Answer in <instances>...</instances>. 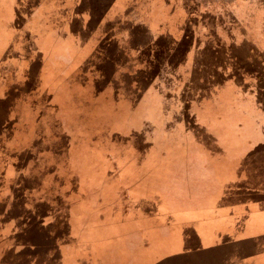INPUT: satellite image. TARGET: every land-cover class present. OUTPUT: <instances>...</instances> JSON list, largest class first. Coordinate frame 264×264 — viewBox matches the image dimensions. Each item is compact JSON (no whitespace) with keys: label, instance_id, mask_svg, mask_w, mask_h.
Wrapping results in <instances>:
<instances>
[{"label":"rangeland","instance_id":"obj_1","mask_svg":"<svg viewBox=\"0 0 264 264\" xmlns=\"http://www.w3.org/2000/svg\"><path fill=\"white\" fill-rule=\"evenodd\" d=\"M136 1L138 2V0ZM155 1L157 10H164L166 6H168V10L169 6L179 10L182 5L181 15L185 16V20L176 21L173 17L172 20L175 24L168 21L163 27L166 34L171 36L152 35L146 24L137 19L139 8L136 7L134 0H0L2 16L0 19V32H2L0 47L5 45L7 49L17 52L12 59L15 75L12 77L13 82L23 84V90H27L29 85L33 87L37 84H42L46 89L45 94L31 92L29 96L25 97L26 100H34L28 105L18 107L21 113L19 117L25 118L26 125L23 128L29 130L28 137L34 134V140L30 141L32 149H36L37 152L44 145L50 146L51 144L56 149L53 153L57 155V158L53 156V161L57 163L58 170L61 169L55 173L47 171V174L41 170L37 171L24 183L38 197L36 203L31 205L32 199L26 204L28 210L33 212L23 211L21 217L28 222L30 219L38 220L35 218L36 213L34 212L43 214L47 211L49 213L51 208L57 207V203L53 201L56 196H59L63 201L61 204L63 203L62 207L64 208L58 212L62 220L74 213H85V210L88 209L75 202V190L71 189L70 184L66 185L67 188L64 187L61 177L70 175L68 151L65 152L64 149L68 140L72 139L79 146L76 147V152L70 161L74 165L75 171L81 174L85 180L88 176L89 180L86 181L91 183L85 187L89 194V206L99 212L100 217L105 216L104 220L116 219V214L119 212H122L119 218L126 217L128 219V215L132 212L125 211L130 206L124 200L133 197L135 205L140 207L138 208L139 215H146L145 223H142L145 230H141L142 226L138 231L135 229L134 236L136 238H132L130 244L127 242L120 244V247L122 246L124 250L128 251L126 256L110 258L107 264H142L146 258L152 260L155 255L161 257L162 262L166 264H176L174 257H178L179 253L196 243L198 245L194 247L202 245L200 240L204 234L211 237L215 229L221 233L234 231V229L241 230L245 226L246 221H242L241 217L234 221L232 216L214 218L220 205L218 202L230 207L228 209L231 211H234L233 208L242 207L241 209H245L251 206L246 202L249 200L248 196L242 197L245 198V200L242 199L243 202L234 204L231 191L233 178L237 177V180H243L242 182L245 185H250V190L254 188L252 190L257 194L259 189L253 185L264 184V115L258 117L259 110L252 108L238 113L240 115L238 118L236 114L230 116L231 112L220 115L218 111H215V116L220 117L217 127L223 133L218 134L213 130H210L212 132L210 133L189 115L190 113L195 116L189 110L187 111V109H193V106L187 108L185 105L186 101L190 102L187 100L190 97L197 96V99H200L217 91L219 96L224 97V103L218 108L224 111L225 106L223 105L226 103H230L234 107L233 98L235 95H229L226 83L230 81L236 85L231 75L238 73L244 75V77L236 76V80L242 82L241 86H238L239 90H245L253 83V87L261 92L258 101L264 107V83L255 81L258 77H255L253 73L257 69L260 72V69L256 68L257 65L264 66V51L244 50L235 45L232 51L230 47L232 60L230 53L227 56L228 53L224 52L227 47H220L218 52H200L196 54L195 63L197 66L186 71L180 65L185 61L193 46H191L192 31H194L192 22L199 18L200 14L195 11V4L191 3V6L186 2L187 0ZM121 2L124 5L127 2L130 3L124 9V15L120 16V20L117 14L122 11ZM207 9L208 11L215 10L216 6L210 5ZM208 11L206 12L209 13ZM123 18L127 19L123 20ZM179 22L182 25L176 26ZM108 25L113 27L102 37V42L104 39L107 42L103 44L106 49L101 50L104 51L102 58L97 57L94 64L88 63V56L79 57L81 55L79 48L83 46L78 43L72 46L75 48L74 52L77 57L69 58L68 51L72 42L70 37H73V31L79 39L80 33L87 28L93 31V27H96L104 33L107 31ZM152 29L159 32L158 29ZM180 33L184 35L179 38L172 36ZM116 44L118 47L129 49L131 56H121L119 53L106 56V53H112L108 47L114 48ZM44 48L48 50L52 48L58 54V58L69 60L68 65L62 67L63 70L61 68L62 76L53 77L55 81L42 77L40 51ZM89 48L94 52V47L89 44L85 45L82 51L85 52ZM125 55L128 53L126 52ZM245 57L249 63L244 64L245 70L240 71L238 66L241 65V61L238 60ZM214 62H216V74L213 76L214 69L203 68V65ZM59 63L54 62L55 65ZM45 70L48 71L46 67ZM230 71L234 73L230 74ZM209 74L213 78H209ZM24 76L28 78H24ZM56 84L58 85L57 92L61 93L63 99L64 96H74V100H86L94 94L100 95L99 105L101 106L94 109L102 108L104 105L108 107L110 102H124L128 108L132 107V103L143 99L142 97L150 96L148 99L150 102L143 104L137 112V116L134 117L136 121L125 125V132L121 134L123 144L116 151L119 156H136V160H131L129 163L122 162L121 164L125 163L122 171H118L113 164L110 169L105 160H102V157L108 159L105 156V150L102 151L100 146L96 147L82 138V135L87 133L91 135L96 131L100 132L99 139H103L106 125L105 120L99 122V119L102 118L101 110L99 109L96 113L97 126L95 124L87 126L92 117H83L81 112L75 109L69 110L73 111L72 115H68L70 121L63 120L65 102L53 97ZM44 97L45 99L41 100ZM228 97L232 98L228 100ZM240 99L244 103L247 102L248 107L249 99ZM59 101L61 105L58 104ZM144 106L149 109L147 115L142 111ZM42 107L44 114L34 123L35 118L30 111H37ZM211 108L214 107L211 106ZM231 108L229 110L233 109ZM255 111L256 115H254ZM86 126L88 132L84 130ZM142 126L143 128H141ZM73 127L75 130L72 132ZM132 129L139 131L131 135ZM157 141H161V143ZM185 141H190L196 146V153L189 157L190 162H185ZM153 142H157V150L152 149L155 160L150 164V169L153 171L151 173L156 172L154 178L149 175L145 176L144 174L149 170L144 171L139 164V156H143L144 152L148 150L147 146L153 145ZM124 143L135 144V154L131 152L134 151L133 147L124 145ZM150 151L151 149L148 150L149 153ZM35 155V157L45 156L43 153ZM234 167L237 171H234ZM110 174H116L113 176L116 184L111 187L109 185L112 180ZM148 178L151 181V186L148 185ZM64 188L67 190V194H65ZM186 196L192 202L187 203ZM45 197L51 200H46ZM139 197L144 201L140 202ZM40 198L46 204H41L43 202ZM188 206H202V208L187 212L185 208ZM54 212L50 214L53 215ZM251 212L252 214H247L248 223L253 220V224L256 225L264 221L263 214L258 215L255 211ZM93 215L94 213L91 217ZM10 219L12 221V217ZM128 220L134 222V215L132 214ZM130 224L132 225V223ZM65 230L62 228L63 234H65ZM19 238L22 237L19 236ZM24 238L29 239L25 233ZM5 239V246L0 241V250L6 252L5 256L0 254V264H6V261L11 259L8 257L10 251L7 249L9 240ZM142 239L144 241L141 243ZM145 239L147 240L145 241ZM105 241L107 243L104 245H94L97 249L95 252H101V250L103 252L101 246L110 245L107 247L109 248L113 244L107 237ZM10 242L11 251H18L21 245L19 248L14 247L17 242H21L20 239L19 241L12 239ZM36 243L39 246L40 241H36ZM114 243L117 248L118 240H114ZM135 243L139 247L136 256L134 253ZM25 244L23 250L15 254L22 262L19 264H37L33 252L37 247L32 246V240H30L31 245ZM90 249L93 250V244L90 245ZM221 250L223 253L226 251L224 248ZM102 252L99 254L101 260L95 264H103ZM50 257L54 259V255ZM46 262L54 264L55 259Z\"/></svg>","mask_w":264,"mask_h":264},{"label":"crops","instance_id":"obj_2","mask_svg":"<svg viewBox=\"0 0 264 264\" xmlns=\"http://www.w3.org/2000/svg\"><path fill=\"white\" fill-rule=\"evenodd\" d=\"M134 1L136 7L139 8V10L137 11V19L139 21H143L146 24L152 35L157 34L162 35L164 37L171 36L167 35L165 30L163 29L165 24L168 23V21L173 22V17L176 21H178L179 19H181V21L185 20V16L181 15L183 12L182 5L179 10H175L173 7L171 8V6H169V10L168 6H166L164 10H157V2L155 0H138V2L136 0ZM130 2L125 3V5L123 2H121L122 11L117 14L119 18L120 16L124 15V9L129 6ZM186 2L189 5H191V3H194L195 11L200 14L199 18H196V20L192 22V24L194 25L192 26L194 31H192L193 44L191 43V46H193L189 50V55L186 57L187 61L185 59V61L180 65V67L182 66V68L186 69V71L188 69L191 70L193 67L197 66L195 63V59L197 57L196 54L200 52H218L220 47H227V49H224V51L231 52L235 45L238 48L244 50L264 51V0H187ZM210 5L214 7L216 6V9L208 11L207 8ZM159 11H161L162 13L159 14ZM206 11H208L209 13H207ZM0 19H2L1 13ZM126 19L127 18H123V20ZM178 25H182V23L179 22V24H176V26ZM112 27L108 25L107 31L104 33L96 29V27H93V31H90L89 28H87L80 33L81 36L79 37V39L77 38V36H75V31H73L74 35L73 37H70V41L72 42L70 44L71 50L69 47L68 51L69 58L71 59L72 57H77L76 52H74L75 48L72 47L76 43L82 45L83 47L89 44L94 47L95 51L98 41L101 39L102 42V37L105 36L106 33L109 32ZM152 28L158 29L159 32L154 31ZM182 35L184 34L180 33L178 35L172 36H177V38H179ZM1 39L2 32H0V41ZM104 42L105 39L102 42V46ZM82 48H79L81 51V55L79 57H90L93 50L91 51V48H89L90 50L86 49V51L83 52ZM108 48L111 49L112 53H106V56H108L107 54L111 55L114 53H119V55L121 56H131V54L129 53V49H126L125 47H118L117 44L114 48ZM6 50L7 47L5 45L0 47V61L4 57L3 55ZM103 52L104 51H102V53ZM126 52L128 53V55H125ZM40 53V59L42 60L40 67H42L41 69H43L42 77L51 80H54L53 77H61L63 74L61 73V68L65 65H68L69 60H61L60 58H58V54H56V51H53L52 48H50L49 50L47 48H44V50L40 51ZM102 53L99 58H102ZM54 62L60 63L58 65H55ZM45 67L48 69L49 72L45 70ZM186 75L188 76V74ZM24 78L28 77L24 76ZM8 82L10 81L5 78V75L0 76V87H5ZM14 84H18L21 86L20 93L23 94L21 97L22 101H27L28 99L26 100L25 97L29 96L31 92H34V90H23V84ZM226 84H228L227 89L229 91V95H235V98H233L235 104L234 107L231 106L230 103H226L225 105H223L225 106V108H223L224 111L218 108L219 105L221 106L224 103V97L219 96L217 91L212 93L208 97L197 99V96H193L187 99L190 100V102L186 101L185 105L187 106V108L193 106V109H187V111L189 110V112H192L195 116L191 115L190 113L189 115L196 122L201 123L203 125V129L207 130L208 132H210V130H213L218 134L223 133L219 131V128L217 127L220 117L215 116V111H218L220 115H222L223 113H225L226 115V113L228 114L231 112L229 114L230 116L236 114V117L238 118L240 117L238 113H242L245 110L248 111L250 108H252L253 110H259V112H257L258 117L264 115V109L261 108V106H259V104L255 100V93L250 94L248 92H242L241 90H239L238 86L232 84L230 81ZM34 86H36L38 93L46 92V89L42 84H37ZM57 87V84L54 85L53 97H57L58 99H61L65 102V113L63 114V116L72 115L73 111L69 110L76 108L75 106L78 100H74V96H64V100L63 98H61L63 97L60 95L61 93L58 94ZM14 91V88H10V90H7L6 94L3 97L2 95H0V131L4 130L3 127L5 126V123L8 120L9 112L11 114L12 111L15 112V110H18V102H16L15 100L19 99V97L12 95ZM142 98L143 99H140V101L137 100L136 102L132 103V107L128 108H126L124 102H110L108 103V107L104 105L102 106V108L94 109L95 107L101 106L99 105L100 95L98 94H94L91 98L88 99L86 103H92V111H90V115L96 116V113L100 109L102 120H105L106 128L104 131V138L99 140L94 139L91 141H87L91 142L96 147L100 146V148H102V151L103 149L105 150V156L108 157L109 160L103 157L102 160H105L110 169L113 164L115 167H117L118 171H122V168L124 169L125 166V163L121 164L122 162L129 163L131 162V160H136V156H119L117 155L116 151L117 148H119L120 145L123 144L121 134L125 132V125L134 123V121H136L134 117L137 116V112L139 111L140 107L143 104H147L150 102L148 101L150 96H145ZM230 98L232 97H228L227 99L229 100ZM240 98L249 99L250 104L248 105V107V103H244ZM69 99L72 100L68 101ZM60 103L61 102L59 101L58 104ZM15 104H17V107H15ZM211 106H213L214 108H211ZM230 107H232L233 109L231 108L232 110H229ZM75 110L77 111L78 109ZM142 111H144L147 115L149 109L148 107L144 106V109L142 108ZM17 113L21 116L19 110L17 111ZM30 113L33 114L35 118L34 123H36V111H30ZM254 115H256V111ZM118 120L119 122L117 123ZM17 125H21V129L28 135L29 130L27 128H23V126L26 125L25 118H18ZM141 128H143V126ZM136 131L139 130L132 129L130 134L132 135ZM111 136H114V138H110ZM27 142L28 141L26 140H21V142L19 143L17 142V140L13 141L12 139L11 141H6L8 147H17L16 150L19 149L20 152H24L26 147H29L27 146ZM157 142L161 143V141ZM157 142H153V145L151 144V146H147L148 150L151 149L150 153L148 152V150H146L143 156H139V164L141 166V169H143L144 171H146L147 169L149 170V172H146L144 175H149V177L152 178H154L156 175V172L151 173L153 171H151L150 169L151 162L155 160V155L152 149L157 150ZM67 143H69V147L73 146L72 139H69ZM124 145L133 147L132 150L136 148L135 144L133 143L130 145L124 143ZM131 152L135 154V150ZM193 153H196L195 144L190 143V141H185V162H190L189 157ZM200 157L202 158V156ZM71 158L72 156H70L69 158L70 177L68 179H74V182H76L77 186H79L78 194H75V202L80 204V206H84L85 209L88 208L87 210H85V213H74L72 215H68L67 218L65 217L64 220H62L58 215V212L64 208L60 206L61 202L63 201L59 198V196H56L53 201L57 203V207L55 206L51 208L49 213L45 211L42 214L40 212L35 211V218H38V220L30 219V222H28V220L24 218L22 219L21 216L23 215V211L33 212L28 210L29 208L26 207V204L31 199H33V195H37L32 190H29L27 185L25 186L23 183V188H14V186L16 185L14 179L15 177L21 175L22 170L15 169L17 173L14 175H9V171L11 170V168H8V171H6L5 169V176L8 182L7 184L10 187V189H8L10 190V192H7L5 195H1L2 193L0 192V241H4L1 236L5 235V238H8L9 240L8 248H11L10 241L12 239H16L17 241H19L20 239L21 242H17L14 248H19V245H21V248L26 245L25 243L31 245L30 240H32V246L35 245L37 247L36 253H34L36 256L37 264H49L46 261L54 259V264H95L101 260L99 254L102 252V250L101 252H95L97 249H95L94 245H104L105 243H107L105 241L106 237L113 244H111V247L109 248L107 247L110 245H107L106 247L101 246V248L103 249V264H107L110 258L116 256H120L121 258L126 256L128 251L124 250L122 246L120 247V244H123L124 242H132V238H136L134 236L135 229L138 231L139 228L142 226L141 230H145V227L142 225V223H145L146 215H139L140 210H138V208L140 207H137V205H135V198L132 197L131 199L124 200V202L128 203L130 206V208L126 209L125 211L132 212L130 215H128V219L133 214L134 222L128 220L126 217L119 218L122 212L117 213L116 219L112 221L104 220L105 216L103 217V215L100 217L99 212L95 211L94 208L89 206V194L87 190H85V187L91 184L89 181H86L89 180V177L87 176L85 180V178L83 179L81 174L75 171L74 165L70 161ZM234 171H237L235 167ZM23 173H25L24 176L26 175V178H28L29 180L31 176L29 169H23ZM114 175L116 174H110L112 178V180L109 182L110 187L116 184V181L113 178ZM147 181L148 185L151 186V181L149 178ZM242 181L243 180L241 179L237 180V177L233 178V188L231 191L233 192L232 197L234 199V204L243 202L245 198L242 197L248 196L249 200L246 202L250 203L251 206L245 209H241L242 207L233 208L234 211H231V209H228L230 207L225 206L221 202H218L220 203V205L218 208L217 215L215 214L214 218H225L224 216H232V219L234 221L238 220V218L241 217L242 221H246V224L245 222H243L245 226H243L241 230L234 229V231H223L221 233H219V230L215 229L214 234L211 237H208L206 236V234H204L200 240L202 245L194 247L198 245L196 243L194 246L185 249V251L183 250L181 253H179L178 257H174L176 264H264V225H262L264 221L255 225L253 224V220L248 223L249 219H247L249 218L247 214H252L251 211H255L258 215L263 214L264 216V184L259 183L260 185H253V187L259 189V193L257 194L255 191L252 190L254 188L250 190V185H245V183H243ZM0 191H2V189H0ZM64 192L65 194L68 193L65 189ZM45 199L51 200L47 199L46 197ZM118 200L120 199L118 198ZM138 200L140 202L144 201V199H141L140 197L138 198ZM41 201L43 202L41 204H46L43 199H41ZM186 202L188 203L192 201L189 197L186 196ZM201 208L202 206H188L185 208V211L192 212L194 210H200ZM92 210L93 212H91ZM52 212H54L53 215L50 214ZM3 213H5V215L2 217L1 215ZM93 213L94 215L91 217ZM30 216L32 215L30 214ZM236 216L238 217L235 218ZM10 217H12L13 222L10 221ZM130 223H132V225ZM62 228L66 229L64 232L65 234L62 233ZM109 228H111L112 230H108ZM24 233L26 234L27 238L29 237V239L24 238ZM19 236L22 238H19ZM114 240H118L117 248L115 247ZM146 240L147 239H145V241ZM36 241H40L39 246ZM143 241L144 239H142L141 243ZM213 242L215 243L214 245ZM91 244H93V250L90 249ZM135 244L136 245L134 246V253L136 256L138 254L139 247L137 243ZM49 246H52V248ZM222 248L226 250L224 251L225 253L222 252ZM80 250L83 251L81 252ZM51 255H54V259L50 257ZM142 264L166 263L162 262L161 257L155 255L152 260L146 258V261Z\"/></svg>","mask_w":264,"mask_h":264},{"label":"trees","instance_id":"obj_3","mask_svg":"<svg viewBox=\"0 0 264 264\" xmlns=\"http://www.w3.org/2000/svg\"><path fill=\"white\" fill-rule=\"evenodd\" d=\"M102 49H104V48L102 46V42H101V39H100L98 41V43H97L95 51L91 53L90 57H88L89 58L88 59V63L92 62L94 64L95 59L97 57L101 56V53H102L101 50ZM224 52L228 53L227 56H229V53H230V56H231V52H229V51H224ZM16 53L17 52L14 51V50L7 49L4 52V55H3L4 57L3 58L1 57L2 59L0 61V76H4L5 75V78H7V80L10 81V82H8L6 84V86H5L6 88L4 86L0 87V95H2V97H3L6 94L7 90H10V88H14L15 91H14V93L12 95L19 97V99L15 100L16 102H18V107H19V106L30 104L33 99H28L27 101H25V100L22 101L21 97H22L23 94L20 93V90H21L20 87L21 86H19L18 84H14L12 82L13 81L12 77H15L14 71H13L14 68L12 67V63H13L12 59L15 57ZM239 59L240 60H238V61H241V65L238 66V69L240 71L241 70L243 71V70H245L244 64L249 63V61H248V59L246 57L243 58V59H241V58H239ZM231 60H232V56H231ZM215 64H216V62H214L213 64L212 63H207V64L203 65V68H213L214 69L213 70V72H214L213 76H214L216 74V72H215L216 65ZM256 68H259L260 72L258 71V69L255 70ZM256 68L254 69L255 71L253 73L255 74V77H258L257 78L258 80L255 79V81H258L260 83L261 82L264 83V66L262 67V66L257 65ZM233 71H230V74L234 73ZM238 75H241L242 77H244L243 74H238V73H235V75H231V77L234 79V81L236 82L237 86H241L242 82L236 80V76L238 77ZM208 76H209V78H213V76L211 74H209ZM228 76H229V74H228ZM226 80H229V79H226ZM242 81L244 82V80H242ZM252 84L249 85V87H247L245 90H241V91L242 92H248L250 94L255 93L256 102L259 104V106H261V108L264 109V107L262 106V103H260L258 101V97H259L261 92H259L257 89H255V87H253ZM28 87L29 88L27 90H34V92H33L34 94L38 93V90L36 89V86L32 87L31 85H29ZM41 100H44V98H42ZM15 101H14V103H15ZM87 101H88V99H86V100H82V99L79 100L78 99L77 104L75 106L76 107L75 109H78L77 111L81 112L80 114L83 117H92V120L90 121V123L87 126H91L92 124H95L97 126L96 116L90 115V111H92L91 110L92 103L91 104H89V103L86 104ZM15 107H17V104H15ZM43 110H44V108L42 107V108H40L39 110L36 111L37 119L41 115L44 114ZM17 111L16 110H15V112L12 111L11 114L9 112L8 120L5 123V126L7 128L4 126L3 127L4 130L0 131V189H2V191H0L2 193L1 195H5L7 192L8 193L10 192V190H8V189H10V187L7 184L8 182H7V179H6V176H5V169H6V171H8L7 169L11 168V170L9 171V175L16 174L17 171H15V169L22 170L21 175H19L18 177H15V179H14V182L16 183L14 188H18V189L23 188L22 187L23 186L22 183L24 184L28 180V178H26V175L24 176L25 173H23V169H25V168L29 169V172H31V176H33L37 171H40V170L43 173H45V174H47V171H51L52 173H55V172H58L59 170H61L60 168L58 170L57 163L53 161V156L57 158V155H55L53 153L54 151H56L55 148L53 149L52 147L50 148V146L44 145V147L39 148L37 150V152H36V149L35 150L32 149V143L30 141L34 140V138H33L34 134L28 137V135L21 129L22 126L21 125H17V120H18V118H20L19 114L17 113ZM62 118L70 121V116H68V115L67 116H62ZM101 121H102V118L99 119L100 123H101ZM71 122H72V120H71ZM86 124H87V118H86ZM87 126L84 129L86 131H87ZM73 128L74 129L72 130V132L75 130V127H73ZM95 132L93 134H91V135H89L88 133L86 135H82L83 140L84 141H87V140L91 141V140H94V139L95 140H99L100 136H98V134H100V132H96V134H95ZM103 138H104V135H103ZM110 138H114V136H111ZM11 139L13 141L17 140V142H19V143L21 142V140H26V141H28L27 142L28 143L27 146H29V147H26L24 152H20L19 149L16 150L17 147H11L10 148V147L7 146L6 141L7 140L11 141ZM30 143H31V145H30ZM78 146H77L75 141L73 142V146H71V147H69V144L66 143V146H65L64 150H65V152L68 151L67 154H68L69 158H70V156L74 155V153L76 152V147H78ZM10 149H12V150H10ZM41 153H43L45 156L41 155L39 157H35L36 156L35 154H41ZM3 171H4V173H3ZM61 177H62V180H63L64 187H66L67 184H70L71 185V189L75 190L77 192V193L74 192V194H78L79 186H77V183L74 182V179H68L70 177V175H68V176L62 175ZM17 183H19V184H17ZM72 186H73V188H72ZM36 199H37V196L33 195V200L31 199L32 200L31 205L33 203H36ZM62 204H61V206H62ZM4 215H5V213H3L1 216L3 217ZM1 238L5 241V235L1 236ZM4 241L2 243L5 246L6 243ZM49 247L52 248V246H49ZM7 249L10 251L8 257H11V259L7 260L6 264H19V263H22L21 260L19 259L18 255H15V254L20 253L23 250V247L19 248L18 251H16V252H12L11 251L12 250V246H11V248L7 247ZM46 250H47V248H46ZM33 252L36 253V249ZM0 254H1V256H5L6 255L5 250H3V252L0 250Z\"/></svg>","mask_w":264,"mask_h":264}]
</instances>
